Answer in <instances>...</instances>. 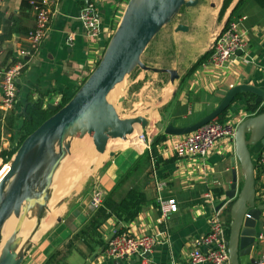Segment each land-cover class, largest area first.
<instances>
[{
	"label": "crops",
	"instance_id": "obj_1",
	"mask_svg": "<svg viewBox=\"0 0 264 264\" xmlns=\"http://www.w3.org/2000/svg\"><path fill=\"white\" fill-rule=\"evenodd\" d=\"M125 2L88 0V4L95 8L100 27L99 36L91 39L79 19L80 10L88 5L85 0H61L43 41L33 54L25 55L24 50L28 47L26 34L35 27L34 12L29 2L26 5V0H0V69L20 58L25 62L17 78V102L6 115L12 111L23 114L34 102L45 107L59 104L63 96H70L97 64ZM222 4L223 0H198L193 7H183L170 27L161 31L152 54L154 65L175 69L178 78L171 83L167 73H155L150 77L152 80L144 82L149 95L148 102H145L147 111L134 115L140 114L148 119V142L154 136L164 134L163 129H158V122L163 126L168 123L175 126L191 124L213 110L226 91L236 84L264 88V6L255 0H232L219 17ZM229 18L237 20L246 48L221 67L214 66L208 61L209 47ZM179 23L185 24L187 30H176ZM148 72L151 71L139 74L133 83L139 82ZM243 103L244 100L235 101L226 120L239 122L254 113L246 110ZM260 107L262 105L257 108ZM6 115L0 111L2 148L10 147L12 136L5 127ZM20 119L19 116L15 131ZM135 137L107 147L96 166V175L83 185L71 204L59 208L52 224L21 264H44L56 250L62 252L52 264H127L125 258H108L104 249L88 255L78 250L65 252L64 245L87 222L105 196L119 200L131 188L143 191L147 198L139 215L130 222H120L114 215L110 216L99 230L105 243L121 228L135 236L154 235L157 243L147 257L143 258V254L128 257L139 256L136 264H185L194 247L199 246L205 251L206 248L198 242L208 232L215 212H219L228 228L230 203L221 207L219 204L232 181L234 139H219L204 157H178L172 146L183 136L165 134V139L156 146L157 156L153 157L150 143L147 145V142H140L137 135ZM112 150L113 156L109 155ZM252 151L256 160L264 148L257 144ZM235 168L241 180L237 161ZM156 177L164 183L162 195L174 197L178 204L177 212L162 221H159L156 204ZM263 182L264 178L256 173L257 191ZM217 190L221 194H217ZM96 191L99 193L98 205L93 203ZM206 193L210 196L206 197ZM263 201L264 198L258 199V203ZM57 216L61 221H56ZM49 222H45V227ZM79 248L85 249L83 245ZM254 253L257 257L264 253V238L258 241Z\"/></svg>",
	"mask_w": 264,
	"mask_h": 264
},
{
	"label": "water",
	"instance_id": "obj_2",
	"mask_svg": "<svg viewBox=\"0 0 264 264\" xmlns=\"http://www.w3.org/2000/svg\"><path fill=\"white\" fill-rule=\"evenodd\" d=\"M85 3L88 4V0ZM197 3L198 0H126L95 67L64 105H47L55 112L21 141L6 163L7 171L0 177V264H21L48 229L41 230L51 211L54 177L70 155L75 139L88 134L94 150L104 152L108 142L126 140L135 127L141 131L148 129L149 121L145 116L122 117L108 96L137 69L167 73L171 83L178 78L175 69L150 66L142 55L158 32L172 23L183 7ZM176 30L186 31L187 26L179 23ZM248 93L253 95L252 105L264 106V88L240 83L230 87L218 105L199 120L184 126L171 123L163 126L158 122L157 127L163 129L164 134L186 135L228 111L238 95L247 108L245 95ZM123 100V95L117 99L118 103ZM233 139L232 181L219 204L221 207L230 203L227 251L230 264H256L258 257L254 251L257 235L263 231L264 201L258 203L257 200L252 147L258 144L264 148V109L242 118ZM235 161L240 167L241 180ZM61 204L58 201L54 206L59 208ZM9 221L13 223L12 228L6 230ZM56 221H61V217L57 216ZM148 255L149 252H145L142 257ZM125 259L127 264H136L140 257L125 256Z\"/></svg>",
	"mask_w": 264,
	"mask_h": 264
},
{
	"label": "built area",
	"instance_id": "obj_3",
	"mask_svg": "<svg viewBox=\"0 0 264 264\" xmlns=\"http://www.w3.org/2000/svg\"><path fill=\"white\" fill-rule=\"evenodd\" d=\"M61 0H29V5L35 15V27L26 34L27 49L25 55L33 54L44 37L46 36L53 15L56 13ZM79 19L84 26L89 38L94 39L100 34L99 20L93 4H88L79 12ZM246 48V43L239 29V24L234 20L229 21L213 38L209 47L208 61L221 67ZM25 66L22 58L11 62L4 69H0V111L5 116L11 111L17 102V78ZM238 122L226 120L218 122L213 120L202 125L196 130L183 135L177 139L172 151L178 157H204L214 147L215 143L222 138L233 139ZM143 142H148L145 135L140 133ZM255 171L260 178H264V152L255 160ZM163 181L155 178L157 190L156 204L159 211V221L168 218L169 215L177 212L178 204L174 197H164ZM210 193H206L209 197ZM257 197L264 198V182L257 191ZM94 205L99 204L98 194L94 195ZM257 240L264 238V231L259 232ZM157 239L151 234L134 235L129 232L115 231L107 241L104 254L108 258H125V256L142 255L150 252ZM228 238L226 226L219 216V212L213 214L210 220L209 230L205 233L198 244L203 245V251L199 246L194 247L189 253L185 264H198L205 262L208 264H230L227 251ZM256 264H264V253L258 257Z\"/></svg>",
	"mask_w": 264,
	"mask_h": 264
},
{
	"label": "trees",
	"instance_id": "obj_4",
	"mask_svg": "<svg viewBox=\"0 0 264 264\" xmlns=\"http://www.w3.org/2000/svg\"><path fill=\"white\" fill-rule=\"evenodd\" d=\"M242 0H240L241 2ZM259 5L264 6V0H255ZM29 0H26V5ZM232 0H223V4L219 11V17L223 15L225 10L228 8ZM230 18L226 21L228 23ZM202 58L199 62L202 61ZM198 62V63H199ZM196 66L193 65V68ZM192 69L189 71L191 72ZM86 78V77H85ZM84 78V79H85ZM84 81V80H83ZM82 81V82H83ZM81 82V83H82ZM80 83V84H81ZM139 84V82H137ZM140 85V84H139ZM73 94V93H72ZM71 94V95H72ZM70 96H63L59 102L60 106L64 105ZM247 100V108L251 112H260L264 109V106L257 108L258 105H252L250 102L253 100V95L248 93L245 95ZM241 95L236 97L239 100ZM55 111L49 107L43 106L40 102H34L26 107V111L23 114H15L14 111L8 114L5 123V127L12 134L11 144L8 148L0 147V159L3 163H7L14 152L16 151L18 145L21 141L29 135L34 129H36L44 120L50 117ZM227 112L224 111L215 120L218 122H224L227 119ZM21 117L20 123L18 125L17 131H15L16 121L18 117ZM165 139V134L161 133L154 136L150 141L151 153L153 157L157 156L156 146ZM218 192V193H217ZM217 194H221V191L217 190ZM221 196V195H220ZM259 198H257L258 200ZM147 198L143 191L137 190L135 188L129 189L123 197L119 200H115L112 196H105L99 206L90 214L87 222L79 228L73 236L64 245L65 252H70L71 250H78L80 253L91 255L96 251H101L105 248L106 243L102 239L100 233L101 224L110 216H115L117 221L120 222H130L134 220L141 212L143 205L146 203ZM124 229H119L117 232H123ZM229 229H226V235L228 238ZM79 245H83L85 249L81 250ZM61 250H56L52 253L44 264H52L55 257L59 256Z\"/></svg>",
	"mask_w": 264,
	"mask_h": 264
},
{
	"label": "rangeland",
	"instance_id": "obj_5",
	"mask_svg": "<svg viewBox=\"0 0 264 264\" xmlns=\"http://www.w3.org/2000/svg\"><path fill=\"white\" fill-rule=\"evenodd\" d=\"M176 18L172 21V23L176 20ZM170 25L171 23L166 25L158 32V34L153 38L143 53L142 59L146 64L155 66V60L152 56L153 50L156 43L159 41L161 31L163 29L165 31V29H168ZM143 73H145V71L141 69L135 70L133 73L127 76L121 84L117 85L108 96L109 100L115 104L117 112L122 117H128L134 115L137 112L147 111L148 104H145V102H148L149 95L147 93L148 89L146 88V83L144 82H147V80H152L150 77L152 74L155 75V73L148 72L144 78H141L142 80H139L140 85L133 83V80L136 79L139 74L143 75ZM120 95L124 96V100L121 103H118L117 99ZM142 133L147 139L149 136L147 131L144 130ZM143 143L146 142L144 141ZM252 154L253 156L255 155L254 152ZM96 155H98L99 159L103 157V153H99L94 150V144L90 135L87 134L81 138L75 139L72 142L70 155L64 159L61 167L59 168V172L54 177L55 182L53 183V196L50 203L51 205L49 204L50 208L52 205L54 206L57 204L58 201L62 202L61 205H64L65 207L73 202V199L82 189L83 185L89 182L90 178L97 173L94 161V159H97L98 161ZM5 166L6 163H3L2 160H0V173ZM77 186L79 187L77 188ZM95 194H98L99 198L98 191H96L94 195ZM56 207L58 208V206Z\"/></svg>",
	"mask_w": 264,
	"mask_h": 264
},
{
	"label": "bare ground",
	"instance_id": "obj_6",
	"mask_svg": "<svg viewBox=\"0 0 264 264\" xmlns=\"http://www.w3.org/2000/svg\"><path fill=\"white\" fill-rule=\"evenodd\" d=\"M142 131L138 128V127H135V129H134V131L130 134V135H128L127 136V138H126V140H128V139H130V138H132V137H134L135 138V135H137V139L140 141V142H142L143 143V140L141 139V136H140V133H141ZM126 140H123V139H116L115 141H110V142H108V145H107V147L109 146V145H114V144H118V143H120V142H122V141H126ZM112 146H111V148H112ZM111 148H109V149H111ZM106 151V150H105ZM104 151V152H105ZM104 152H99V153H104ZM96 157L98 158V161H97V159H94V161H95V165L97 166L98 164H99V157H98V155H96ZM64 161V160H63ZM7 168H8V166L6 165L5 167H4V169L1 171V173H0V177L7 171ZM58 172H59V170H58ZM57 172V173H58ZM57 173L55 174V176L57 175ZM58 177V176H57ZM81 180V179H80ZM78 183V182H77ZM73 190V189H72ZM51 201H52V199H51ZM51 201H50V203H51ZM49 203V204H50ZM51 205V204H50ZM58 210H60L59 208H54V206L52 205V207H51V211H50V213H49V216H48V218L46 219V220H44L43 221V224H42V228H41V230L42 231H44V230H46L48 227H49V225L52 223V221H53V219H54V217H55V215L59 212ZM50 221L49 222V225H47V227H45V222H47V221ZM12 222L11 221H9L8 222V224H7V228H6V230H9V229H11L12 228ZM25 231V230H24Z\"/></svg>",
	"mask_w": 264,
	"mask_h": 264
}]
</instances>
